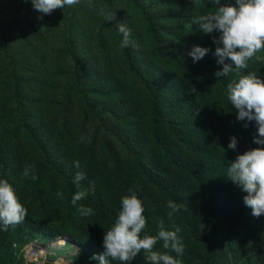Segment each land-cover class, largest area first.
I'll use <instances>...</instances> for the list:
<instances>
[{"label":"rangeland","instance_id":"rangeland-1","mask_svg":"<svg viewBox=\"0 0 264 264\" xmlns=\"http://www.w3.org/2000/svg\"><path fill=\"white\" fill-rule=\"evenodd\" d=\"M210 11V0H79L43 15L31 0H0V179L30 190V209L64 235L19 227L0 250V264H99L90 259L94 248L70 236L78 214L85 217L78 208H92L85 218L95 223L97 201L107 200L117 218L132 191L145 209V233L158 231L151 219L181 228L182 264H264V231L237 226L242 218L192 161L205 152L202 132L215 142L235 136L248 151V127L257 131L237 119L227 99L237 73L214 76L222 68L213 54L218 33L188 27ZM121 23L133 42L127 48L120 47ZM195 45L210 49L196 63L188 55ZM253 71L264 78V49L240 74ZM25 166H34L36 180L21 179ZM77 171L85 174L79 188ZM93 186L72 205L74 193ZM169 200L180 208L172 220Z\"/></svg>","mask_w":264,"mask_h":264},{"label":"clouds","instance_id":"clouds-1","mask_svg":"<svg viewBox=\"0 0 264 264\" xmlns=\"http://www.w3.org/2000/svg\"><path fill=\"white\" fill-rule=\"evenodd\" d=\"M24 2L27 3L28 0ZM31 2L38 12L51 15L56 9L78 4L79 0H31ZM210 3L215 11L193 17L188 27L195 25L204 35L218 33V36H213V43L217 45L213 54L217 57V64L222 68L214 73L216 78L227 77L233 71L239 76L238 81L233 80L227 84V99L238 110V120L254 122L257 131L254 130L253 142L259 146L246 150L230 162L226 176L247 193L243 201L252 209V216L259 218L264 215V78L254 71L241 75L240 70L246 69L248 61L264 49V0H235L234 3L210 0ZM118 30L122 34L120 47L132 46L130 31L125 25L121 23ZM209 51L208 48L195 45L188 55L196 63ZM83 139L82 136L81 140ZM237 147V137H230L228 149L236 150ZM74 167L77 169L81 167L78 160L74 161ZM33 168L34 166H25L21 179L30 177L36 180L38 177L32 174ZM84 179L85 174L77 171L73 183L79 188ZM94 190L93 186L74 193L72 205H77V202L87 197L89 191ZM57 196L62 198L63 194L57 192ZM166 207L169 209L167 213L169 220L180 211L178 204L172 200L167 202ZM78 211L85 217L94 214L92 208L84 205H80ZM144 212L142 201L135 191H132L130 196H124L114 224L105 232L104 252L94 254L90 259L98 260L99 264H110V259L120 264H131L143 252L147 264H182L178 258L185 252V245L178 235L181 228L173 223L174 230H168L161 220L157 225L156 235H142L147 226ZM26 216L27 209L20 202L14 187L7 179H0V225L3 226V230L18 226ZM159 241H162L165 251L154 250ZM173 252L176 256L170 254ZM35 254L38 255L39 250L35 251Z\"/></svg>","mask_w":264,"mask_h":264},{"label":"trees","instance_id":"trees-1","mask_svg":"<svg viewBox=\"0 0 264 264\" xmlns=\"http://www.w3.org/2000/svg\"><path fill=\"white\" fill-rule=\"evenodd\" d=\"M172 79L176 84L184 85V78L182 76L173 74ZM184 100L192 107L201 108L199 102L193 97H187ZM248 129L254 134L252 127H248ZM202 139L205 152L200 157H193L192 161L199 166V169L201 170L200 172H203L206 177L209 176L212 178V183L224 193L226 197L224 201L230 203L234 207L236 214L242 218V224L237 226L245 227L248 233L251 232L252 235H256L261 230L264 231V221H262V218L253 217L251 214L252 209L247 207L243 201V197L247 195V193L226 176L227 167L230 162L234 161L238 155L246 152V149L241 146H238L236 150L228 149L230 139L223 134H220L219 141L215 142L208 137V133L202 132ZM258 146L259 145L253 142L252 148H257ZM137 172L140 173L139 168L137 169ZM14 186L20 202L27 209V216L21 224L16 227H9L7 231H4L3 226L0 225V250L6 245L11 232L19 227H27L30 230L46 234L52 238L63 235V232L54 224L44 220L36 212H33L30 209L28 197L31 194V191L20 190L16 184H14ZM97 208V222L94 223L90 221V219L81 217L78 214L79 229L78 231L71 233L70 236L82 245H88L91 246V248L93 247L98 255L105 250L103 247L105 232L114 224L116 218L112 214L109 201L100 199L97 201ZM151 221L153 226L157 227L158 223H155L152 219ZM144 234L147 233H142V235ZM148 234L153 235L151 231H149ZM244 238L245 237H242L241 240ZM154 250L162 251L159 242L155 245ZM110 264H120V262L111 261L110 259ZM131 264H147L144 260L143 252H141Z\"/></svg>","mask_w":264,"mask_h":264},{"label":"bare ground","instance_id":"bare-ground-1","mask_svg":"<svg viewBox=\"0 0 264 264\" xmlns=\"http://www.w3.org/2000/svg\"><path fill=\"white\" fill-rule=\"evenodd\" d=\"M40 252V251H39Z\"/></svg>","mask_w":264,"mask_h":264}]
</instances>
